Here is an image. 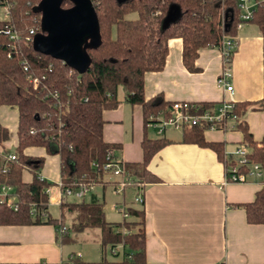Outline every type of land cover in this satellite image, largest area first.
<instances>
[{
	"label": "trees",
	"instance_id": "16d2710c",
	"mask_svg": "<svg viewBox=\"0 0 264 264\" xmlns=\"http://www.w3.org/2000/svg\"><path fill=\"white\" fill-rule=\"evenodd\" d=\"M6 1L9 3L7 16L0 19V106L14 108L17 123L16 146L12 153L15 158L10 160L4 156L0 159V182L12 188L17 208L12 210L0 203V225L51 224L56 229L64 226L63 234L56 232L60 244L74 241L73 236L86 229H98L102 253L107 248L116 254L119 246L120 262L146 264L145 219L141 203L129 205L127 217L121 222H108L104 218L103 202L83 198L68 200L65 191L80 185L115 184L109 180L103 182L105 173L101 165L105 153L118 146L102 140V111L116 107L118 88H121L125 102L141 106L144 124L148 123V116L165 111L171 102L164 101L160 95L144 99L143 74L162 69L170 38L181 40V63L187 71H195L197 51L217 47L221 19L224 32L234 35L235 0H91L99 41L86 48L88 64L82 71L34 48L33 39L41 33V13L37 8L40 0ZM71 5L70 0L61 2L62 8ZM130 14H135V18H128ZM248 22L253 23L261 34L262 97L255 103L235 102L233 112L239 118L236 129L241 132V143L248 149L249 160L264 167V138L254 141L241 119L247 109L264 107V4L255 8ZM29 30L33 33L29 34ZM195 104L198 111L214 105L210 102ZM181 130L183 141L212 149L224 167L232 163L230 156L223 157L221 143L204 141V125ZM8 137L7 128L0 124V144ZM166 143L163 138L142 139V161L124 163L127 174L133 178L132 185L141 187L157 181L146 165ZM29 146L43 147L59 158L61 199L58 218L47 215L42 220L39 216L42 210L47 212L46 189L51 182L40 176L43 158L23 154V149ZM23 169L31 176L27 182L21 179ZM31 205L33 214L30 213ZM242 208L246 222L264 223V185L255 192L252 202L243 204ZM66 214L70 216L68 223ZM106 262L104 257L93 262L76 255L69 258L70 264Z\"/></svg>",
	"mask_w": 264,
	"mask_h": 264
},
{
	"label": "crops",
	"instance_id": "0c3cea01",
	"mask_svg": "<svg viewBox=\"0 0 264 264\" xmlns=\"http://www.w3.org/2000/svg\"><path fill=\"white\" fill-rule=\"evenodd\" d=\"M233 37L235 49L230 62L231 94L215 84L221 70L217 48L199 49L194 60L196 70L190 72L181 63V40L170 38L166 43L162 69L143 74L144 99L160 95L164 101L171 103L216 104L228 99L234 102H258L263 86L261 34L253 23L246 22L235 30ZM116 96L119 100L116 107L102 111V140L118 146L113 151L116 157L123 163H140V144L144 137L167 141L146 165L147 171L157 181L141 187L129 184L121 192L124 201L128 200L125 193H130L133 200L136 193L141 191L146 264L264 263V223L246 222L242 208L243 204L252 202L255 192L261 188L260 184H224V165L212 149L183 141L181 129L169 126L158 132V127L149 121L144 124L140 105H130L123 100L121 88H118ZM241 119L254 141L259 142L264 138V107L247 109ZM16 123V110L0 106V124L7 128L9 134L8 139L0 144V159L13 153ZM202 136L204 141L221 143L224 158H228L242 144L241 132L236 128L226 131L205 129ZM22 152L27 156L43 158L40 176L51 182L47 188L46 213L51 217L48 208L58 207L60 214L58 156L39 146L26 147ZM30 177L29 172L23 169L22 181L27 182ZM114 179L108 174L103 175V182H114ZM97 186L100 192L95 191ZM108 187L113 191L114 184L94 185L83 198L103 202L104 218V191ZM65 218L66 222L70 220L67 214ZM74 238L76 240V236ZM84 241L87 243L82 238L81 242ZM93 241L91 238L92 246L86 245L74 252L68 244L59 243L56 228L51 224L0 225V263L70 264V256L76 255L88 262L104 257L107 260L105 264H130L120 262L122 256L117 248L116 254L107 248L102 253L100 244Z\"/></svg>",
	"mask_w": 264,
	"mask_h": 264
},
{
	"label": "built area",
	"instance_id": "2783aa9c",
	"mask_svg": "<svg viewBox=\"0 0 264 264\" xmlns=\"http://www.w3.org/2000/svg\"><path fill=\"white\" fill-rule=\"evenodd\" d=\"M260 4H264V0H235L237 9V21L234 25L235 30L239 29L242 24L252 19L255 8ZM1 7L5 8V15L7 16L9 3L6 0H3ZM220 21V38L216 48L219 51L221 58V70L215 78V84L222 88L224 92L231 94L233 92V87L230 83V62L235 49V41L233 35L224 32V22L222 19ZM28 33L32 34L33 31L29 30ZM11 37L13 36L11 35ZM32 83L33 85H36L35 80H33ZM234 103L235 102L232 99L223 100L214 104L212 108L198 111V106L195 103L172 102L165 111L158 112L156 116H148V121L150 124L158 127V132H161L163 128L169 126L176 129H182L183 127L195 125H204L205 129H218L222 131L231 130L236 128L239 119L233 112ZM247 154L248 149L243 144L238 145L233 150L230 155L232 163L227 167H224V184L227 182H253L260 184V186L264 185V167L256 162L250 161ZM7 158L13 160L15 157L14 154L10 153L7 155ZM101 169L105 174L115 178L113 188L115 193H121L126 186L132 183V178L124 169V163L120 158L113 154V151H106ZM58 186L60 187V182H58ZM91 188V186L80 185L74 189H66L65 195L77 199L84 198ZM47 191L48 189H46V193ZM133 202L142 203L140 190L133 198ZM0 203L12 210H16L17 208L12 188L2 182H0ZM114 208L121 213L122 218L127 217L126 207L123 203L116 204ZM30 213L33 214L32 205ZM39 216L43 220L47 217V213L42 210ZM56 232L60 235L63 234L65 232V227L59 226L56 229ZM121 232L124 233L123 230ZM113 251L114 250H112V252Z\"/></svg>",
	"mask_w": 264,
	"mask_h": 264
},
{
	"label": "water",
	"instance_id": "95a60500",
	"mask_svg": "<svg viewBox=\"0 0 264 264\" xmlns=\"http://www.w3.org/2000/svg\"><path fill=\"white\" fill-rule=\"evenodd\" d=\"M70 1V7L62 8V0H50L39 10L41 33L34 37L33 46L82 71L88 64L86 48L99 41L97 19L91 0Z\"/></svg>",
	"mask_w": 264,
	"mask_h": 264
},
{
	"label": "rangeland",
	"instance_id": "374dc122",
	"mask_svg": "<svg viewBox=\"0 0 264 264\" xmlns=\"http://www.w3.org/2000/svg\"><path fill=\"white\" fill-rule=\"evenodd\" d=\"M50 0L47 1V0H41L39 2V4L37 5V8L39 10L43 9V7L46 5V4H50ZM174 13L176 12L175 10H172ZM172 15H175V14H171ZM128 18H135V14H130L127 16ZM6 18V15H5V8L3 7H0V19H4ZM43 18V16H42ZM11 149V148H10ZM111 179L112 176H110ZM95 191L96 192H100V188L97 186L95 187ZM125 195L127 196L128 200H124L122 201V193L120 192H117L115 193L114 191H112V189L110 187L106 188V190L104 191V206H105V209H106V212H105V219L107 221H115V222H121L122 221V216H121V213L118 212L117 210H114V206L116 204H121L123 203V205L127 208L130 204H134L136 205L137 203H134L132 199V196L130 197V193L129 195L127 193H125ZM87 198V197H86ZM68 200H77V199H74V198H71L69 197ZM138 205V204H137ZM131 206V205H130ZM48 212L50 214V216L52 217V219H55V218H58L59 217V208L58 207H49L48 208ZM127 219V218H126ZM68 223V222H67ZM92 235V236H91ZM98 235V231L97 230H94V229H86L84 231H82V233H78L76 234V240L71 241V242H68V243H64V244H68V246L70 247L71 250H73L74 252L77 251V249H80V247H84V246H92L91 243H90V240L91 238H93V242L94 244L97 243V237ZM72 236V235H71ZM75 236V235H74ZM73 236V238H74ZM84 238L86 239L87 243L84 242H81V239ZM96 240V242H95ZM98 243H99V239H98ZM97 243V244H98ZM117 249L120 251L121 248L119 246H117ZM108 250V249H107Z\"/></svg>",
	"mask_w": 264,
	"mask_h": 264
}]
</instances>
